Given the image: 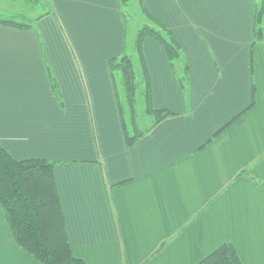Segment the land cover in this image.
<instances>
[{"label":"crops","instance_id":"1","mask_svg":"<svg viewBox=\"0 0 264 264\" xmlns=\"http://www.w3.org/2000/svg\"><path fill=\"white\" fill-rule=\"evenodd\" d=\"M51 1L55 15L38 25L0 24V146L17 160L58 163L73 255L86 264H198L231 243L243 264H264L259 1L142 0L184 60L175 71L163 44L145 38L152 105L174 115L130 145L110 68L129 49L120 0ZM135 107L143 130L137 96ZM0 264H40L1 203Z\"/></svg>","mask_w":264,"mask_h":264},{"label":"trees","instance_id":"2","mask_svg":"<svg viewBox=\"0 0 264 264\" xmlns=\"http://www.w3.org/2000/svg\"><path fill=\"white\" fill-rule=\"evenodd\" d=\"M32 5L45 4L48 10L38 16V20L48 15H55L51 0H21ZM141 9L149 18L138 29L135 49L143 69L145 83L146 113L154 119L149 127L140 129L136 115V70L132 58L123 53L110 59V68L114 86L119 100L123 128L127 144H133L163 119L174 115L168 109H156L152 105V85L147 61L144 56L143 43L147 36L160 41L167 56L177 71L178 62L183 59V48L172 31L167 29L157 18L153 17L139 0ZM125 20L129 23L128 12L130 0H120ZM260 8L254 11V33L257 42L264 37L262 21L264 17V0ZM0 24L18 29H28L31 23L19 22L15 17H0ZM158 27H156V26ZM53 88L60 93L58 82L51 73ZM189 77L187 65L178 74L182 88H186ZM253 103V102H252ZM132 125V127L130 126ZM58 163L45 158H28L17 160L0 146V203L13 230L16 241L33 254L40 264H86L73 255L69 242L63 207L57 190L54 170ZM198 264H243L234 245L224 243L211 252Z\"/></svg>","mask_w":264,"mask_h":264},{"label":"rangeland","instance_id":"3","mask_svg":"<svg viewBox=\"0 0 264 264\" xmlns=\"http://www.w3.org/2000/svg\"><path fill=\"white\" fill-rule=\"evenodd\" d=\"M258 1L260 3L258 8H260L262 2L261 0ZM47 10V6L42 3L32 5L31 3H27L21 0H0V17H15L16 20L19 22L31 23L33 25H38V16L45 13ZM128 10V12L130 13V34L129 49L127 51V54L132 58L136 70L137 111L140 119H142L143 126L147 127L149 125V122L152 121L154 118L148 115L145 111V83L143 81V69L139 61L138 53L135 49V38L138 29L146 23L151 24V22H149L148 16L144 14L143 10L141 9L139 0H130ZM262 26L264 27V17L262 21Z\"/></svg>","mask_w":264,"mask_h":264}]
</instances>
